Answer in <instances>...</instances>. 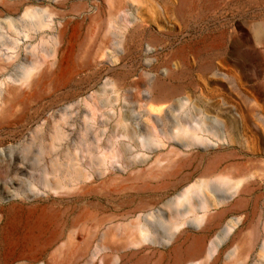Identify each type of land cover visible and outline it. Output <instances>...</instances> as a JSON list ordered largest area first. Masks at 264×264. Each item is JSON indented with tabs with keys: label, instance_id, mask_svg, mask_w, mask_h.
I'll use <instances>...</instances> for the list:
<instances>
[{
	"label": "rangeland",
	"instance_id": "1",
	"mask_svg": "<svg viewBox=\"0 0 264 264\" xmlns=\"http://www.w3.org/2000/svg\"><path fill=\"white\" fill-rule=\"evenodd\" d=\"M263 235L264 0H0V264H264Z\"/></svg>",
	"mask_w": 264,
	"mask_h": 264
},
{
	"label": "bare ground",
	"instance_id": "2",
	"mask_svg": "<svg viewBox=\"0 0 264 264\" xmlns=\"http://www.w3.org/2000/svg\"><path fill=\"white\" fill-rule=\"evenodd\" d=\"M162 99H168L170 98V92L166 91L162 93ZM191 188V187H190ZM190 188L187 190V192L190 190ZM186 192V191H185ZM185 194V193H183ZM179 195V196H183ZM31 214V213H30ZM46 215V214H44ZM30 215H28L29 217ZM22 218V215L19 211H11L8 215V223H7V228H6V234L9 235L12 230L17 226L19 220ZM46 218V217H45ZM170 224L175 225L176 223L170 221ZM231 231V226H229V230L223 231L221 234H219L215 239H213L209 245V254L210 255H214V252L216 251V246L219 247L221 244H223L227 238V236L229 235ZM165 232V231H164ZM167 233V232H166ZM167 236V235H166ZM258 238V237H257ZM264 238V235H263ZM252 240L249 243V250H252L255 247V242L258 240ZM191 247V248H190ZM188 248V251L186 252L188 257L190 259H194L196 260V258H198L199 254L202 252L203 248H204V243L201 239H197L196 241H193L191 246ZM238 249L235 250L234 256H233V263L234 264H245V260L247 258V256H245V253L242 251H237ZM261 252L264 253V243L261 246ZM175 259L178 260L177 264H181V261H179V259L182 256V253L180 250H177V248L175 249ZM232 255V254H231ZM194 264V263H193Z\"/></svg>",
	"mask_w": 264,
	"mask_h": 264
},
{
	"label": "water",
	"instance_id": "3",
	"mask_svg": "<svg viewBox=\"0 0 264 264\" xmlns=\"http://www.w3.org/2000/svg\"><path fill=\"white\" fill-rule=\"evenodd\" d=\"M108 70H110V69H108Z\"/></svg>",
	"mask_w": 264,
	"mask_h": 264
}]
</instances>
